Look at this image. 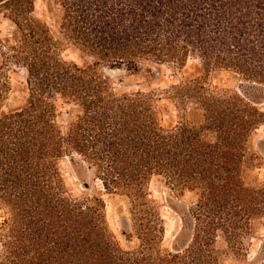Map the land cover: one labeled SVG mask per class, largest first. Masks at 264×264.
<instances>
[{"label":"trees","instance_id":"16d2710c","mask_svg":"<svg viewBox=\"0 0 264 264\" xmlns=\"http://www.w3.org/2000/svg\"><path fill=\"white\" fill-rule=\"evenodd\" d=\"M38 1L0 0L12 24L0 40V264H226L246 252L264 220L254 176L264 159L253 147L264 126V0H41V16ZM69 49L81 64L63 57ZM190 59L202 75L159 92H118L124 81L107 73L149 78L148 64L182 70ZM10 66L24 72L23 90ZM215 71L247 89L212 87ZM66 158L93 171L104 194L72 196ZM155 178L196 197L180 215L177 250L163 246ZM105 195L114 208L128 203L121 234L131 249L110 227Z\"/></svg>","mask_w":264,"mask_h":264},{"label":"rangeland","instance_id":"374dc122","mask_svg":"<svg viewBox=\"0 0 264 264\" xmlns=\"http://www.w3.org/2000/svg\"><path fill=\"white\" fill-rule=\"evenodd\" d=\"M44 9L42 1L36 3V14L42 15ZM12 28V24L6 20L3 14H0V40L6 39ZM63 57L68 61H73L81 64V59L78 54L72 50H67ZM4 60L0 52V68ZM154 71L153 77L129 76L124 71H108L107 73L116 81L123 80L122 86H116L118 92H159L170 88L173 85L179 84L181 81L190 77H199L202 75L201 64L196 59H190L182 70L176 66L148 64ZM5 74L9 77L13 88L23 90L24 88V72L15 68L14 66L4 68ZM209 83L212 87L227 89L232 91L246 90V84L240 78L229 71H215L210 75ZM260 104L261 109L264 111V101ZM163 108L173 110V106L166 100L161 102ZM68 118V107L60 106L58 112V122L64 124ZM169 120V119H168ZM254 150L258 151L264 159V126H262L254 135L253 138ZM62 174L66 181L69 192L72 196L80 198L84 195L97 196L99 193L104 194L102 184L96 180L93 171L88 170L75 162H71V158H66L60 163ZM260 183L264 182V160L261 168H257L254 172ZM84 182L90 184V190L84 187ZM150 199L158 207L160 215L165 223L166 233L163 246L166 249L177 250L184 246L185 236L179 240V247L176 249V238L182 230V219L180 217L179 208H188L190 204L195 202V194L186 192L184 196H179L176 192L171 191L165 186L164 180L155 178L149 186ZM107 203V215L110 227L122 246L126 249H131L133 244L126 242L122 237L121 230L127 222L130 221L131 215L128 212V203L118 198L119 206H115L114 201L107 195L104 196ZM3 218V212L0 210V221ZM264 244V220L256 222L254 231L251 236L245 240L246 252L241 256L230 252L226 264H260L257 258L260 254L261 248ZM219 248L228 250L223 239L219 240Z\"/></svg>","mask_w":264,"mask_h":264},{"label":"water","instance_id":"95a60500","mask_svg":"<svg viewBox=\"0 0 264 264\" xmlns=\"http://www.w3.org/2000/svg\"><path fill=\"white\" fill-rule=\"evenodd\" d=\"M261 104H263V103H261ZM71 162H75V158H72V159H71ZM84 187H85L87 190H90V184H89L88 182H84ZM187 209H188V208L180 207L178 211H179L180 214H185L186 211H187ZM176 246H177V245L175 244V247H176Z\"/></svg>","mask_w":264,"mask_h":264}]
</instances>
